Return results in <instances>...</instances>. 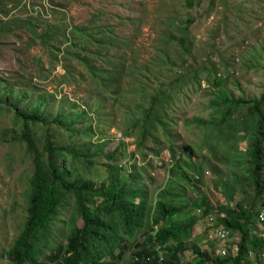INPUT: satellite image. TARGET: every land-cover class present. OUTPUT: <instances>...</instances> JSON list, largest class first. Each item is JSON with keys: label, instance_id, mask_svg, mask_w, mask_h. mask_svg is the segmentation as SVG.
Returning a JSON list of instances; mask_svg holds the SVG:
<instances>
[{"label": "rangeland", "instance_id": "rangeland-1", "mask_svg": "<svg viewBox=\"0 0 264 264\" xmlns=\"http://www.w3.org/2000/svg\"><path fill=\"white\" fill-rule=\"evenodd\" d=\"M187 1L0 0L2 103L25 112L34 100L43 101L44 122L33 127L39 145L44 129L57 146L83 148L90 142L83 150L92 164L65 159L64 170L74 176L100 187L107 178L105 164L121 165L122 174L133 177L128 188L143 191L146 214L161 192L169 202L187 204L174 221L196 220L178 264L197 260L194 248L213 260L227 258L212 229L230 206H248L253 198V189L242 182L250 135L239 137L251 118L238 110L232 117L243 119L236 127L218 125L223 106L216 101L264 93V0H191L192 7ZM22 20L55 38L44 44ZM6 89L11 94H4ZM58 115L64 125L49 121ZM75 120L69 130L66 125ZM90 125L95 134L70 137ZM12 129H20L13 111H0V264H12L6 250L22 228L33 169L25 143L11 138ZM71 224L80 227L83 220L65 201L37 244L40 259L64 246ZM144 226L117 264L134 262L142 247L135 243L146 238ZM238 238L234 232L230 243Z\"/></svg>", "mask_w": 264, "mask_h": 264}, {"label": "trees", "instance_id": "trees-1", "mask_svg": "<svg viewBox=\"0 0 264 264\" xmlns=\"http://www.w3.org/2000/svg\"><path fill=\"white\" fill-rule=\"evenodd\" d=\"M192 4L191 0L187 1L188 7H192ZM21 23L36 32L44 44H48L55 38L54 33L48 30L44 33L37 31L31 20H22ZM214 78L217 79L218 84H222L221 77L215 76ZM11 92L12 90L6 89L4 94L9 95ZM24 95L20 97L21 100L24 99ZM216 102L223 106L220 110V119L216 122L218 125L232 128L243 117L251 118L248 121L249 124L242 127L244 134L239 137L250 135L245 150L247 168L242 182L244 186L247 185L248 188L253 189L251 190L253 198L248 206L240 202L230 206L224 217L218 220L220 225L216 226H222L232 235L234 232L239 233L236 255L226 256L225 261L213 260L205 252L194 248L197 260L191 264L204 262L261 264L260 261L264 259V236L259 235L262 230L259 226L262 223L259 214L264 210V93L259 98L223 96ZM42 106L43 101L36 99L32 102L30 109L24 112L18 110L16 106L3 104L0 99V111H13L14 120L20 123L19 131L11 130V138L25 143L33 164L32 173L28 178L26 216L18 236L6 250V255L12 264H117L123 258L132 239L135 241L137 233L143 229L144 219H146L144 226L146 238L142 242L135 243L136 247L142 246L136 249L135 254L155 256L156 259H151L148 264H164L169 261L178 264L180 256L186 249L183 242L191 237L196 220L191 218L174 221V218L188 210L187 204H182L181 201L169 202L167 193L161 192L156 197L152 211L146 214L147 202L143 191L141 193L136 188H128L133 177L132 175L126 177L122 174L121 165L105 164L107 178L104 185L100 187L89 179L74 176L71 170H64L65 159H68V156L84 158L86 162L92 164L89 153L83 150L84 148L90 149V142L83 148L75 144L57 146L44 129L41 134L42 143L39 145L33 127L44 122ZM150 110L151 108L148 110L149 114ZM238 110H244L243 117L233 118L232 114ZM62 119L63 116L58 115L49 121L56 125H64ZM75 122L76 120L70 122L66 127L71 130ZM74 133L95 134V130L90 125L71 131V138H74ZM95 150L96 152L102 150V145L97 144ZM119 150L120 145L114 152H119ZM170 152L174 156L175 152L172 149ZM113 154L111 152L105 155L111 159ZM174 168L176 171L180 170L178 166ZM197 174L201 176L199 170ZM198 176L194 179L196 182L200 181ZM233 182L235 185L238 184L237 179ZM247 189H241L244 196L248 193ZM174 195L169 194L170 197ZM136 200H138L137 203ZM65 201L72 202L74 215L82 218L83 225L78 227L71 224L70 231L65 236L64 246H56L48 252L47 256L40 259L37 244L42 234L48 232L51 222L55 221L58 209L64 205ZM202 201L201 204L206 201L205 198ZM201 204L197 205L198 208L202 207ZM209 209L206 206L205 215ZM253 229L257 232L253 233ZM156 246H161L165 255L164 261L157 259Z\"/></svg>", "mask_w": 264, "mask_h": 264}, {"label": "built area", "instance_id": "built-area-1", "mask_svg": "<svg viewBox=\"0 0 264 264\" xmlns=\"http://www.w3.org/2000/svg\"><path fill=\"white\" fill-rule=\"evenodd\" d=\"M259 219L262 222V223H260V228L262 230L259 232V235L264 236V210L259 214ZM256 232H257V230L253 229V233H256ZM232 236H233L232 233L229 230L223 228L222 226H219V227H216L213 229L212 237L215 240L222 242L221 249H218L220 254L227 255V251L231 250L232 251L231 255L232 256L236 255L237 245L236 244L232 245L230 243ZM249 255H250V252H249ZM262 257H263V255H262Z\"/></svg>", "mask_w": 264, "mask_h": 264}, {"label": "clouds", "instance_id": "clouds-1", "mask_svg": "<svg viewBox=\"0 0 264 264\" xmlns=\"http://www.w3.org/2000/svg\"><path fill=\"white\" fill-rule=\"evenodd\" d=\"M156 249H158V251H157V259L160 260V261H164L165 255H164V252L161 250V246H156ZM231 254H232V252H231ZM224 256H227V255H224ZM153 258L156 259V257L153 256V255H142V256H139V255L136 254L134 256V262H136L138 264H144V263L148 264V263H150V260L153 259Z\"/></svg>", "mask_w": 264, "mask_h": 264}]
</instances>
